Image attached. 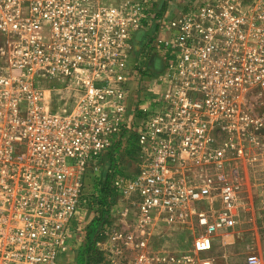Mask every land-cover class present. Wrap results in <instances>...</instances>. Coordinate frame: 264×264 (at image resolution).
<instances>
[{
    "label": "built area",
    "instance_id": "2783aa9c",
    "mask_svg": "<svg viewBox=\"0 0 264 264\" xmlns=\"http://www.w3.org/2000/svg\"><path fill=\"white\" fill-rule=\"evenodd\" d=\"M168 3L162 16L159 0H0V264H79L88 182L130 134L137 171L116 185L138 197L135 227L106 217L89 264H213L242 161L264 156L250 102L264 92V0ZM160 226L185 230L187 251L151 247Z\"/></svg>",
    "mask_w": 264,
    "mask_h": 264
},
{
    "label": "rangeland",
    "instance_id": "374dc122",
    "mask_svg": "<svg viewBox=\"0 0 264 264\" xmlns=\"http://www.w3.org/2000/svg\"><path fill=\"white\" fill-rule=\"evenodd\" d=\"M168 7L169 3L167 0L160 3L159 10L162 12V16L167 12L166 10ZM154 32V29H150V31L148 30L146 33L140 34L137 41L140 40L139 44H142V40L146 38L148 34H154ZM142 59H144V57H142ZM142 59L139 58L138 60L141 62ZM153 63L156 67H159V61L154 62L153 60L152 64L150 62L151 65H153ZM150 67L152 68V66ZM139 68H141V66H139ZM135 79L136 82L134 83L137 85L139 91H145L148 85L146 87L147 82L145 80L143 81L138 70L136 71ZM258 94L263 95L251 96V107L254 108L256 114L264 117V92L260 90ZM138 95L135 94L131 100L135 101ZM134 140L135 136L130 134L126 143L120 144L114 152L106 156L104 169L99 177H97L98 181L106 179L105 176L109 168L110 158H112L115 167L110 169L109 172L116 169L119 175L114 177L110 187L111 200L107 207L108 214L106 217L108 218L107 223H109L108 225L110 227L122 230H126L127 228L133 229L135 227V214L137 213L135 204L138 200L137 195L134 192L126 193V184L122 189L118 188L116 185L119 179H124L126 183V179H131L137 171L138 148ZM241 165L243 172L235 176V178L239 179V183L241 184L236 226L231 231L224 232L216 240L212 251L204 255V257L212 259L213 264H247L249 257L254 255L257 256L261 253L263 257L261 262L264 264V156H261L258 160L253 162L243 160ZM88 183H90L89 194L94 193L95 195L88 202L89 205L83 207L81 215L74 223L75 234L72 248L76 251L85 250L87 244V228L100 214L99 204L102 196V186L99 183L100 185L97 188L96 182ZM95 184L96 187L94 189L93 186H95ZM185 232V230L174 231L160 226L159 228L152 229L151 235L147 237V243L153 248L165 247L172 252L187 251V242L191 241L192 238L187 236ZM75 259L76 256L74 255L68 257L66 261L63 260V262L74 263L76 262Z\"/></svg>",
    "mask_w": 264,
    "mask_h": 264
},
{
    "label": "trees",
    "instance_id": "16d2710c",
    "mask_svg": "<svg viewBox=\"0 0 264 264\" xmlns=\"http://www.w3.org/2000/svg\"><path fill=\"white\" fill-rule=\"evenodd\" d=\"M114 160L110 158L109 168L105 176V180L97 181V188L101 184V201L99 204L100 214L99 217L95 218L91 224L88 226L87 232V244L85 250L82 249L80 257H79V264H89L88 258L91 256H96V242L100 239V228L103 223V220L108 214V206L111 198V191L110 187L114 177L119 175V172L116 169H113L112 172H109L110 169L114 168ZM104 181V182H102ZM100 183V184H99ZM98 256V255H97ZM91 259V258H90ZM91 262V261H90Z\"/></svg>",
    "mask_w": 264,
    "mask_h": 264
},
{
    "label": "crops",
    "instance_id": "0c3cea01",
    "mask_svg": "<svg viewBox=\"0 0 264 264\" xmlns=\"http://www.w3.org/2000/svg\"><path fill=\"white\" fill-rule=\"evenodd\" d=\"M163 1H165V0H160V3H163ZM168 1V0H167ZM165 3V2H164ZM166 4V3H165ZM134 95L135 94H132L131 95V99H133V97H134ZM131 99H130V102H131ZM259 253V252H258ZM262 254V253H261ZM261 254H258L257 256L260 258V259H262L263 260V257H262V255Z\"/></svg>",
    "mask_w": 264,
    "mask_h": 264
}]
</instances>
